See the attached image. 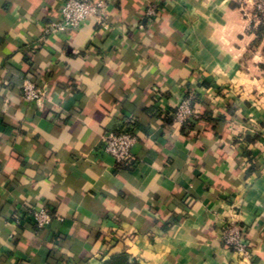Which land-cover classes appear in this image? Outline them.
Segmentation results:
<instances>
[{"label": "crops", "instance_id": "1", "mask_svg": "<svg viewBox=\"0 0 264 264\" xmlns=\"http://www.w3.org/2000/svg\"><path fill=\"white\" fill-rule=\"evenodd\" d=\"M106 1L48 35L62 0H0V264H103L120 251L240 264L221 241L232 217L264 264V28L242 0ZM25 79L47 98L27 104ZM188 90L198 118L181 125L171 113ZM128 120L134 166L117 168L101 137ZM36 207L54 215L45 229L24 216Z\"/></svg>", "mask_w": 264, "mask_h": 264}, {"label": "built area", "instance_id": "2", "mask_svg": "<svg viewBox=\"0 0 264 264\" xmlns=\"http://www.w3.org/2000/svg\"><path fill=\"white\" fill-rule=\"evenodd\" d=\"M242 4L244 15L255 26L264 28V0H242ZM106 5V0H62L58 19L43 26V33L49 35L54 32L77 30L92 18L99 17ZM158 13L157 7L150 5L145 11V16L152 18ZM21 97L27 104H39L47 98V91L44 86L36 84L34 79H25L21 87ZM197 100L196 91H186L173 108L171 113L173 122L186 125L198 118L193 110V105ZM134 127L133 121L128 120L123 127L107 131L101 137L100 149L113 157L116 166L129 164L135 160L131 152L137 141ZM24 216L32 220L36 229H45L54 218V215L45 207L28 208ZM13 220L17 223L20 217L14 216ZM247 239L246 227L233 217L223 224L221 228L222 245L236 255L240 264H251L253 258V252Z\"/></svg>", "mask_w": 264, "mask_h": 264}, {"label": "trees", "instance_id": "3", "mask_svg": "<svg viewBox=\"0 0 264 264\" xmlns=\"http://www.w3.org/2000/svg\"><path fill=\"white\" fill-rule=\"evenodd\" d=\"M134 166V162L129 164L117 165V168L126 167L131 169ZM103 264H141L136 259H130L129 255L125 251L112 253L108 256V259Z\"/></svg>", "mask_w": 264, "mask_h": 264}]
</instances>
